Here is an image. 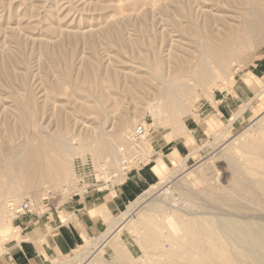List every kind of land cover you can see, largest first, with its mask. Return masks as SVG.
<instances>
[{"label":"rangeland","instance_id":"obj_1","mask_svg":"<svg viewBox=\"0 0 264 264\" xmlns=\"http://www.w3.org/2000/svg\"><path fill=\"white\" fill-rule=\"evenodd\" d=\"M254 11L264 13V0H0V249L15 231L9 201L28 198L54 210L110 182L106 169L148 147L146 136L133 143L137 126L166 131L194 114L203 119L213 95L244 78L252 89L243 107L247 121L233 128L226 122L195 161L168 163L164 178L113 216L102 234L54 263L194 264L197 258L200 264L205 258L187 248L180 231V222L199 219V231L217 237L208 260L243 264L229 256V238L213 226L228 218L264 225V29L244 34L241 27ZM238 25L241 34L229 39L227 29ZM158 79L189 87L188 94L140 98ZM232 167L257 186L261 203L214 201L231 186Z\"/></svg>","mask_w":264,"mask_h":264},{"label":"crops","instance_id":"obj_2","mask_svg":"<svg viewBox=\"0 0 264 264\" xmlns=\"http://www.w3.org/2000/svg\"><path fill=\"white\" fill-rule=\"evenodd\" d=\"M263 66H259L262 74ZM256 75L257 70L249 80ZM251 90L246 79L240 78L231 88L213 95L206 105L205 118L194 114L179 129L148 131V147L139 152L141 165L119 174L115 180L87 187L54 210L35 204L30 213L12 218L15 231L0 249V264H54L98 237L113 216L159 181L154 172L158 160L166 166L187 165L201 156L206 142L226 122L233 128L247 121L249 111L243 107Z\"/></svg>","mask_w":264,"mask_h":264},{"label":"bare ground","instance_id":"obj_3","mask_svg":"<svg viewBox=\"0 0 264 264\" xmlns=\"http://www.w3.org/2000/svg\"><path fill=\"white\" fill-rule=\"evenodd\" d=\"M241 27H243V32L244 34H247V33H251V34H255V33H260L263 31L264 29V13H261L260 11H254L250 18L248 20H244ZM240 25H238L237 27H230L228 28L227 32L229 34V37L228 35H226V37H228L230 39V35H234L236 33H240ZM226 32V31H225ZM226 32V33H227ZM242 32V31H241ZM241 34V33H240ZM243 34V33H242ZM221 38H224V37H221ZM225 39V38H224ZM227 39V40H229ZM225 40V41H227ZM224 41V42H225ZM203 52V51H202ZM201 56V55H200ZM204 57V56H203ZM205 59V58H204ZM226 61V58H222L221 61H220V64H224V62ZM151 62V61H150ZM202 62V61H201ZM186 63V62H185ZM200 63V62H199ZM198 63V64H199ZM154 64V63H153ZM147 65V64H145ZM185 65V64H184ZM178 67V66H177ZM176 67V68H177ZM146 68V67H145ZM154 68V66H153ZM152 68V69H153ZM178 69V68H177ZM146 70L148 71V69L146 68ZM172 70V69H171ZM175 70V69H174ZM154 71V70H152ZM169 71V70H168ZM149 72V71H148ZM179 73L180 72V69L179 71H175L174 73ZM182 72V71H181ZM145 73V72H144ZM150 73V72H149ZM157 73V72H156ZM169 73V72H168ZM153 74V73H152ZM155 74V73H154ZM158 74V73H157ZM191 74V73H190ZM146 75V74H144ZM161 75V74H160ZM159 75V76H160ZM182 75V74H181ZM188 75V74H187ZM148 76V75H147ZM157 76V75H156ZM173 76V75H172ZM171 76V77H172ZM186 76V75H185ZM205 76V75H204ZM152 77V76H150ZM149 77V80H151ZM155 77V76H154ZM154 77L153 80H156ZM161 77V76H160ZM189 77V76H188ZM191 77V75H190ZM194 77V76H193ZM130 78V77H129ZM136 78V77H135ZM170 78V77H169ZM137 79V78H136ZM142 79V78H141ZM159 80V79H158ZM171 80V79H169ZM174 80V79H173ZM172 80V81H173ZM104 81V80H103ZM109 79L107 80V83H108ZM117 81V80H116ZM124 81V80H123ZM138 81H140L138 79ZM152 81V80H151ZM150 81V82H151ZM141 82V81H140ZM144 82V81H143ZM146 82H147V79H146ZM146 82H144L146 84ZM153 82V81H152ZM104 83V82H102ZM116 83V82H115ZM122 83V82H121ZM136 83V82H135ZM155 83V82H154ZM153 83V84H154ZM112 84V83H111ZM156 84V83H155ZM116 84H114L115 86ZM122 85V84H121ZM141 85V83H140ZM148 85V84H147ZM183 85V84H182ZM113 86V85H112ZM113 86V87H114ZM117 86V85H116ZM152 86V85H150ZM179 86V85H178ZM141 87V86H140ZM145 87V85H144ZM148 87V86H147ZM181 88L177 87V85L175 84H169V83H166L163 79L159 80L158 81V85L156 88L153 87V89L151 90H147V89H143L142 91V96L140 98H143V99H154V98H157L158 100H161L163 98L166 99V96H168L170 99H174L175 98V94L176 92H179L181 91L184 95H187L188 94V89L189 87H184V86H180ZM130 88V87H129ZM150 88V87H149ZM148 88V89H149ZM111 90V89H110ZM134 90V89H133ZM124 91V90H123ZM122 91V92H123ZM178 92V93H179ZM136 93V92H135ZM124 94L127 96L130 95V93L125 90L124 91ZM137 94V93H136ZM124 97V96H123ZM177 99V98H176ZM178 105V104H177ZM180 105V104H179ZM110 116V115H109ZM105 141V140H104ZM107 142V140H106ZM230 158V157H229ZM35 161V160H34ZM229 167V166H228ZM166 168V164L164 162H162L161 160L157 162L156 166L154 167V172L155 174L160 177L161 179L164 178L163 175H164V169ZM232 170H233V177H232V184L231 186H229L226 190H224L223 188H221V193H218L217 195H214L213 197H216L214 199V201L216 203H220L222 204L223 201H224V198L226 197H232L236 200H239L241 198H244V197H248L250 202L254 205H257L258 203H261L258 198L260 196H258L257 198V194H256V188L254 187H257V186H252L246 179H244L243 177L240 176V173H239V170H237V168H233L232 167ZM252 178V177H251ZM259 180V179H258ZM257 181V180H256ZM255 182V181H254ZM262 183V182H261ZM209 189V188H208ZM207 189V190H208ZM220 189V188H218ZM212 189L210 188V190H208L209 192L211 191ZM259 190V189H258ZM216 192V191H215ZM207 193V192H206ZM212 195V194H211ZM209 196V195H208ZM206 197V196H205ZM195 198V197H194ZM207 198V197H206ZM209 202H210V198H208ZM230 199V198H229ZM245 199V198H244ZM260 199V198H259ZM228 200V199H227ZM231 200V199H230ZM248 201V200H247ZM214 202V204L216 205V203ZM229 202V201H228ZM226 202V203H228ZM232 202V201H231ZM240 202V201H239ZM238 202V203H239ZM204 203V201L202 202ZM225 201H224V205L226 204ZM250 203V204H251ZM211 204V202H210ZM229 204V203H228ZM227 204V205H228ZM240 204V203H239ZM251 204V205H252ZM132 205V204H131ZM231 205H234V204H231ZM261 205V204H260ZM234 207V206H233ZM256 207V206H254ZM201 208V207H200ZM209 213V212H208ZM194 214H197L199 215L198 213H193ZM192 215V214H191ZM240 218V217H239ZM226 219V218H225ZM247 219V218H246ZM245 219V220H246ZM202 220V219H201ZM200 220V221H201ZM240 220V219H239ZM206 222V220H204ZM202 222V221H201ZM203 224L204 223H200L199 222V219L197 220H194L193 222H189V221H182L180 222V231H181V236L183 237H187L189 239V243H188V247L187 248H193L196 249L198 252V254L200 256H202V258H205L204 262L202 261L200 264H206V262H210L212 263L211 261L208 260V258L211 259L210 257V250H209V246L212 244V242H210L211 240L215 241V239L217 237H213L215 235H211L210 236V233L207 231L206 228H204V230L207 232V233H204L202 234L199 229L201 227H203ZM211 225V224H210ZM264 225H257L256 227L254 226H251L250 224H242V223H239L238 221L234 220V219H226L225 221L223 222H218L217 223V226H213L215 227V229L217 228L219 231H220V235L222 236L221 239L225 238V236L227 238H229V242H225V246L227 245L228 246V254L229 256H231L232 258H235L237 260V262H242L243 264H264ZM151 227V226H150ZM158 227V226H157ZM161 227V226H160ZM153 228V227H152ZM151 228V230H152ZM150 229V228H149ZM155 229V228H154ZM153 229V230H154ZM159 229V228H158ZM163 229V228H162ZM217 229H216V232H217ZM156 231V230H155ZM158 231V230H157ZM196 231H197V235H196ZM152 232V231H151ZM163 232V231H162ZM161 233V232H159ZM152 234V233H151ZM157 234V233H156ZM163 234V233H162ZM214 234V233H213ZM215 234H218V233H215ZM169 235V233H168ZM168 235L166 236L168 238ZM169 241L170 242H174V240L176 239V235L173 234V235H169ZM219 236V235H218ZM155 238V237H154ZM219 238V237H218ZM158 239V237H157ZM208 239H210L209 241H207ZM160 240V238H159ZM157 240V241H159ZM219 240V239H217ZM163 241H165V238H163ZM221 241V240H219ZM218 243H221L219 242ZM223 241V240H222ZM225 241H227L225 239ZM224 242V241H223ZM164 244V243H163ZM168 244V243H166ZM157 245V244H155ZM213 245V244H212ZM215 245V244H214ZM233 245H236L239 247V249H237L236 251L233 250V248H231ZM159 246L161 245H158V248ZM166 246H169L166 245ZM170 246H174V245H170ZM218 246V245H217ZM184 250L186 249V246H184ZM214 246H211V248H213ZM170 248V247H168ZM227 248V247H226ZM162 249V248H161ZM181 250V253L183 254L184 252H182V247L180 248ZM200 249V250H199ZM170 250H174L173 247L170 248ZM176 250V249H175ZM195 250V251H196ZM213 250V249H212ZM186 251V250H185ZM194 251V255H196ZM214 251V250H213ZM178 252V251H177ZM176 253V252H175ZM186 253V252H185ZM213 253V252H212ZM215 253V252H214ZM167 254V253H166ZM180 254V252H179ZM180 254V256L182 255ZM79 255V254H78ZM174 255V254H173ZM177 256V255H175ZM174 256V257H175ZM190 256V254H189ZM212 256V255H211ZM220 256V254H219ZM191 257L190 256V260H191ZM195 257V256H194ZM192 258V259H195V258ZM222 257V256H221ZM78 258V257H77ZM154 258V257H153ZM186 258V257H185ZM178 260V258H176ZM197 260V261H195ZM195 260H192L193 262H198L199 260L196 258ZM189 261H187V264H188ZM194 262V264H195ZM209 263V264H210ZM213 264V263H212Z\"/></svg>","mask_w":264,"mask_h":264},{"label":"built area","instance_id":"obj_4","mask_svg":"<svg viewBox=\"0 0 264 264\" xmlns=\"http://www.w3.org/2000/svg\"><path fill=\"white\" fill-rule=\"evenodd\" d=\"M147 134V130L143 125H139L135 128L133 132V143L137 145L136 143L144 138ZM139 149L131 155L124 156L118 160L116 163V168L114 170H105V174L107 175V178L109 180H115L118 178L119 174H124L128 170H130L132 167H135L137 165H141V160L139 158ZM35 207L34 200L32 199H25L23 202L19 204H14L12 201H9L8 204V211L9 216L12 218L22 216L25 214H28L32 211V209Z\"/></svg>","mask_w":264,"mask_h":264}]
</instances>
